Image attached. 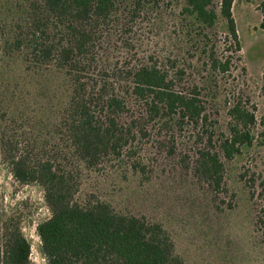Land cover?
<instances>
[{
    "label": "trees",
    "instance_id": "16d2710c",
    "mask_svg": "<svg viewBox=\"0 0 264 264\" xmlns=\"http://www.w3.org/2000/svg\"><path fill=\"white\" fill-rule=\"evenodd\" d=\"M173 1L13 0L3 6L0 162L17 182L43 192L50 215L36 222L35 232L46 264H224L226 254L218 251L213 259L196 252L195 242L208 238L206 229L197 230L211 208L217 222L222 218L214 197L226 191L227 165L264 145L263 133L255 135L254 106L236 97L224 106L221 122L202 87L183 84L185 70L175 60L166 64L151 54L122 70L102 65L111 23L158 15ZM232 5L183 0L175 14L179 35L193 42L194 55L202 43L199 57L206 56L221 79L241 60L219 54L212 40L221 22L224 41L239 53ZM259 9L264 29V2ZM262 78L264 97V73ZM183 133L189 140L184 151L178 144ZM162 154L177 171L172 182L175 175L161 168L170 177L160 184L171 190L166 200L150 192L155 156ZM239 178L252 202L253 245L264 247V167L247 168ZM190 182L214 195L198 218L178 206L194 195ZM168 223L186 234L193 261L177 252ZM30 248L20 217L2 213L0 264H29Z\"/></svg>",
    "mask_w": 264,
    "mask_h": 264
},
{
    "label": "rangeland",
    "instance_id": "374dc122",
    "mask_svg": "<svg viewBox=\"0 0 264 264\" xmlns=\"http://www.w3.org/2000/svg\"><path fill=\"white\" fill-rule=\"evenodd\" d=\"M12 2L13 0H0V20L8 19L6 16L3 17V11L5 12L3 6H7V9L11 7ZM263 2L264 0H233L232 16L239 38V53L233 55L230 44L224 41L225 30L221 22H218L214 29L212 36L215 38L212 40L216 42L219 54L241 58L239 62L234 63L235 68L229 76L222 79L217 73L209 70L206 56L199 57L202 43L197 44L199 51L194 55L193 42L189 43L178 33L175 14L180 10L183 0H178L177 3L173 1L170 9L165 10V7L161 6L162 10L158 15L152 13L142 15L136 22L125 21L124 26L121 21L118 25L111 23L106 31V43L103 42L105 45L104 51L102 50V65L122 70L128 64L143 62V59L151 54L158 56L159 60L166 64H168L166 60H175L177 66L185 70L183 84H198L202 87V94L213 100L216 106L214 109H217L214 117L218 118V121L222 122L223 112L234 98L248 100L255 108L257 118L255 135L263 133L264 140V97L261 94L264 73V29L260 28L259 9ZM190 54L193 55L190 57ZM185 134H181L182 138L178 139L183 151L184 144L189 141ZM163 155L155 156L156 177L150 192L153 194L155 191L159 199L166 200L167 193H171V190L168 189V184H160L161 181L169 183L170 177H167L168 173L162 172L161 168L165 166L175 175L172 182H177V171L165 163L167 160ZM263 167L264 145L246 150L227 165L226 191L214 197V204L220 208L222 218L217 222L211 208L205 215V224L209 226L204 228L203 224V228L197 230L199 233L206 229L208 234V242L205 239L195 242L196 247H199L196 252L201 253L204 258L215 259V254L219 251L222 256L226 254L224 264H264V247L256 248L252 242V236L255 234L254 216L248 188L239 178L241 172L247 168L250 172H259ZM190 186L194 195L192 197L188 195V198L183 199L178 206L184 205L187 213H192L198 218L208 200L214 195L198 183L190 182ZM229 204L232 208L228 206ZM132 210L136 211L138 208L134 207ZM11 211L20 217L22 232L30 241L29 264H46L39 253L40 240L35 232L36 222L50 215L43 202V192L37 185L17 182L10 174L8 166L0 162V216ZM167 226L174 238L177 252L186 261H193L195 253L191 255L185 248L186 234L176 225L172 228L168 223Z\"/></svg>",
    "mask_w": 264,
    "mask_h": 264
}]
</instances>
